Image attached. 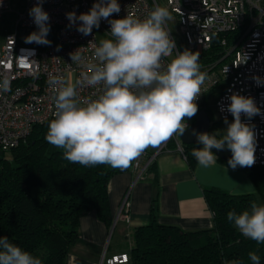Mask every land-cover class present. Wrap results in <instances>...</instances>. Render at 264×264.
<instances>
[{"label": "clouds", "instance_id": "clouds-1", "mask_svg": "<svg viewBox=\"0 0 264 264\" xmlns=\"http://www.w3.org/2000/svg\"><path fill=\"white\" fill-rule=\"evenodd\" d=\"M44 2L36 0L29 9L37 30L25 41L50 46L52 42L47 39L50 17L43 8ZM120 11L118 0H95L87 12L66 13L69 27L75 26L85 36L98 29L101 20L110 25V38L101 39L94 47L95 62L84 76L89 86H102L97 98L81 103L77 92L79 81L68 84L60 76L49 80L55 92V112L45 139L61 149L67 161L84 167L108 165L126 170L148 148H157L175 135L182 136L188 128L186 120L199 111L196 101L204 93L203 86L208 80L199 52L177 50L168 29L173 16L167 7L156 3L144 18L127 14L110 19ZM56 50H60L59 45ZM69 56L72 63L84 62L80 48ZM9 90V79H0V92ZM228 99L230 103L220 109L233 118L229 122L227 116L223 117L225 129L194 132L201 147L193 148L191 155L200 167L217 165L213 149L231 152L227 165L233 170L252 167L256 162L254 126L242 120V116L250 121L261 114V109L251 96L232 92ZM246 191L251 194L255 188L248 185ZM231 194L238 196L245 192ZM227 220L242 236L257 245L264 244V203L251 201L239 213L229 211ZM248 258L251 264H261L256 251L248 252ZM0 264H43V260L7 236H0Z\"/></svg>", "mask_w": 264, "mask_h": 264}, {"label": "built area", "instance_id": "built-area-1", "mask_svg": "<svg viewBox=\"0 0 264 264\" xmlns=\"http://www.w3.org/2000/svg\"><path fill=\"white\" fill-rule=\"evenodd\" d=\"M12 1L2 0L0 4V30L6 21L5 14L10 12L15 15L14 30L4 33L0 39V79L7 77L10 81V90L0 92V148L3 151L24 141L33 125L54 117L55 92L49 84L51 77H63L71 84L79 81L77 92L81 103L102 93L101 85L89 86L84 80L89 65L95 62L94 47L100 41L96 28L92 34L85 36L75 26L69 27L66 18V13L70 11H75L77 15L87 12L95 0H45L43 8L49 14L52 34L50 46L24 43L20 38L22 29L37 30L29 16V9L36 0H16L17 5L13 3V7ZM118 3L121 11L110 19L127 14L144 18L157 1L118 0ZM166 6L177 18L186 49L199 52L200 57L206 56L200 62L208 80L203 86L204 93L196 101L199 110H207L206 97L213 94L219 122L225 129L223 117L227 116L229 122L233 118L220 109L230 103L228 97L231 93L254 98L261 114L250 121L242 116V120L252 124L256 133L254 165L264 164V0H166ZM109 29V23L101 20L98 30L107 38H110ZM170 35L173 38L171 31ZM58 45L59 51L56 50ZM176 47L179 50L177 44ZM79 48L84 62L72 63L69 54ZM216 124L210 118L211 131L217 130ZM171 138L179 139L178 135ZM166 143L161 144L159 149L165 148ZM180 150L183 152L182 147ZM146 155L144 151L131 164L137 176L152 162V156L143 161ZM128 210L129 202L124 197L117 217L129 222ZM129 262L128 251L119 250L104 252L98 264Z\"/></svg>", "mask_w": 264, "mask_h": 264}, {"label": "trees", "instance_id": "trees-1", "mask_svg": "<svg viewBox=\"0 0 264 264\" xmlns=\"http://www.w3.org/2000/svg\"><path fill=\"white\" fill-rule=\"evenodd\" d=\"M205 58L201 56L200 62ZM52 119L33 125L25 140L8 150L9 158L0 160V236L39 256L43 264H67L69 249L79 240L81 216L95 210L111 228L107 183L122 170L67 161L62 150L45 139ZM198 147V143L183 144L190 167L196 162L191 151ZM245 168L255 188L251 194L203 188L213 215L211 228L183 230L161 224L153 209L150 221L130 233L129 264H251L250 251H256L264 264V244L242 236L227 220L229 211L239 213L258 199L264 203V164Z\"/></svg>", "mask_w": 264, "mask_h": 264}, {"label": "crops", "instance_id": "crops-1", "mask_svg": "<svg viewBox=\"0 0 264 264\" xmlns=\"http://www.w3.org/2000/svg\"><path fill=\"white\" fill-rule=\"evenodd\" d=\"M181 147L179 139L171 138L165 148L146 150L143 161L150 156L153 159L140 176L131 166L111 175L107 193L113 222L116 220L113 229L120 236L128 239L134 227L148 223L153 209L161 224L176 225L183 230L211 228L213 215L203 197L204 187L216 186L229 193L245 194L248 185L254 187L245 167L233 170L219 158L213 167H200L196 162L190 167ZM124 197L129 202V222L117 217ZM110 230L95 210L81 216L79 240L70 247L67 264H98L104 252H115L116 249L108 251Z\"/></svg>", "mask_w": 264, "mask_h": 264}, {"label": "rangeland", "instance_id": "rangeland-1", "mask_svg": "<svg viewBox=\"0 0 264 264\" xmlns=\"http://www.w3.org/2000/svg\"><path fill=\"white\" fill-rule=\"evenodd\" d=\"M156 1L160 5L167 7L166 6V0H156ZM13 3L16 4V0H13L11 2L12 7H13ZM169 11H170V9H169ZM171 14L173 16V20L168 23V26H169L171 34H172V36H173V38H174L179 50L183 51L184 49H186L185 42H184L182 34L180 33L179 25H178V21H177L176 16L174 15L173 12H171ZM5 17H6V21L2 24V27H1V30H0V39L2 38L4 33L14 30V28H13V26H14L13 20L15 18V15L13 13L9 12V13L5 14ZM96 31H97V34H98V37H99L100 40L107 38L106 35L103 32L99 31L98 29H96ZM168 59L170 60L171 57H169ZM68 84H71L70 80H68ZM205 105H206V107H207V109L209 111L210 118L213 121L217 122V124H216L217 130H223L224 126H223V124L221 122H219V117H218V113H217L216 106H215V98H214L213 94L207 95ZM194 118H195V116L193 118H191L190 120H186V122L187 123H191L194 120ZM9 156H10L9 151H3L0 148V160L3 159V158H9ZM258 202H259V199L257 200V203ZM108 241H109L108 242V245H109L108 251H111L113 249H116V251L122 250V249L129 250L128 249L129 245L132 243V239H131L130 236L128 237V239H126L125 237L120 236L117 233V230L112 231L110 233ZM107 253H110V252H107Z\"/></svg>", "mask_w": 264, "mask_h": 264}, {"label": "water", "instance_id": "water-1", "mask_svg": "<svg viewBox=\"0 0 264 264\" xmlns=\"http://www.w3.org/2000/svg\"><path fill=\"white\" fill-rule=\"evenodd\" d=\"M21 31H22V34L20 35V38L24 43H27L25 41V37L28 36L26 32L32 33L34 29H29V30L22 29ZM47 39L48 40L52 39L51 29L47 36ZM209 130H210V114L206 109H200L198 113L195 115L194 120L190 124H188V128L185 130L184 134L178 137L181 143L183 144L197 143V138H196V135H194V132L195 133H200V132L209 133ZM212 151L217 156V158H220L224 161H228V159L231 157V152L227 149L223 151H217L216 149H213ZM115 223L116 222L114 221L111 226L110 233L112 232L115 226Z\"/></svg>", "mask_w": 264, "mask_h": 264}, {"label": "flooded vegetation", "instance_id": "flooded-vegetation-1", "mask_svg": "<svg viewBox=\"0 0 264 264\" xmlns=\"http://www.w3.org/2000/svg\"><path fill=\"white\" fill-rule=\"evenodd\" d=\"M209 133H211V132H209ZM212 133H213V131H212Z\"/></svg>", "mask_w": 264, "mask_h": 264}]
</instances>
